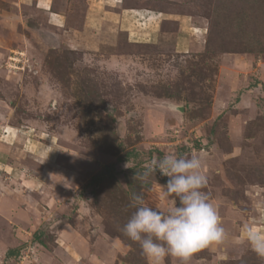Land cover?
I'll use <instances>...</instances> for the list:
<instances>
[{"label":"rangeland","instance_id":"1","mask_svg":"<svg viewBox=\"0 0 264 264\" xmlns=\"http://www.w3.org/2000/svg\"><path fill=\"white\" fill-rule=\"evenodd\" d=\"M59 1L76 37L0 46V161L23 166L0 168V264H148L121 229L133 193L172 206L135 177L168 153L202 158L227 233L188 264H264L242 240L264 231V0Z\"/></svg>","mask_w":264,"mask_h":264},{"label":"clouds","instance_id":"2","mask_svg":"<svg viewBox=\"0 0 264 264\" xmlns=\"http://www.w3.org/2000/svg\"><path fill=\"white\" fill-rule=\"evenodd\" d=\"M175 110V105L170 104ZM199 155L168 153L152 160L140 179H147L157 171L168 177L161 186L164 198L171 199L167 212L145 204L141 194L133 193L129 207L135 209L121 229L129 240L139 244L148 264H164L172 257L179 264H188L191 255L224 242L227 233L218 210L210 200L206 188L208 180ZM134 177V178H135ZM242 240L260 258H264V231L245 226Z\"/></svg>","mask_w":264,"mask_h":264},{"label":"crops","instance_id":"3","mask_svg":"<svg viewBox=\"0 0 264 264\" xmlns=\"http://www.w3.org/2000/svg\"><path fill=\"white\" fill-rule=\"evenodd\" d=\"M61 2L63 4L65 0H60L59 3ZM117 3L120 2L117 1ZM125 10L123 9L122 11L111 14L112 17L117 16L118 23L121 25L124 24L123 16L125 15ZM149 17L155 23L161 20L160 16L154 13ZM64 20L65 18H63L62 13L60 14L58 10L53 9V0H0V43H5L0 44V46L11 49L8 43H32L31 41L33 39L38 40L41 34L46 33L48 27H52L51 29H54V32L58 29L66 30L67 34L71 32L69 35L72 36L75 34L73 37H76L78 35L74 33V31H77L76 29H64ZM83 28L86 29L87 27ZM50 31L53 32L52 30ZM29 32L31 36L27 34ZM6 119L7 113L0 112V121L4 123ZM9 139L11 140V137ZM4 143L6 142L4 141ZM4 143L0 142V157L2 158H5L4 153L1 152L5 148L4 146H6L3 145ZM0 166L5 174H9L10 170L14 169L22 170L21 167H23L22 165H20L21 167H17L15 164H11V160L8 163L0 161ZM4 166H7L10 170L6 171ZM25 170L28 171L29 168Z\"/></svg>","mask_w":264,"mask_h":264},{"label":"trees","instance_id":"4","mask_svg":"<svg viewBox=\"0 0 264 264\" xmlns=\"http://www.w3.org/2000/svg\"><path fill=\"white\" fill-rule=\"evenodd\" d=\"M132 153H133V152H131V151H127V152L125 153V155H124L122 158H119V159H123V160L129 159L130 156L133 155ZM108 173H109L110 175H112V169H111V167H110V168L107 167V168H105L104 170H101V171L96 172V173L91 177V180L98 181V180L101 179V177H103L105 174H108ZM35 236H36V235H35Z\"/></svg>","mask_w":264,"mask_h":264}]
</instances>
